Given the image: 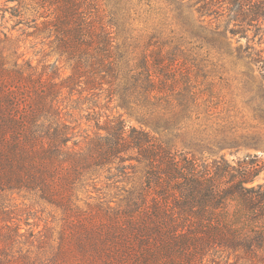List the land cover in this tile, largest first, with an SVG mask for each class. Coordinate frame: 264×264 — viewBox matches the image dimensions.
Here are the masks:
<instances>
[{"label": "trees", "instance_id": "16d2710c", "mask_svg": "<svg viewBox=\"0 0 264 264\" xmlns=\"http://www.w3.org/2000/svg\"><path fill=\"white\" fill-rule=\"evenodd\" d=\"M0 18V264H264V161L216 154L259 137L203 123L219 62L264 80V0H0ZM21 198L55 225L25 229Z\"/></svg>", "mask_w": 264, "mask_h": 264}, {"label": "rangeland", "instance_id": "374dc122", "mask_svg": "<svg viewBox=\"0 0 264 264\" xmlns=\"http://www.w3.org/2000/svg\"><path fill=\"white\" fill-rule=\"evenodd\" d=\"M7 16H9V13ZM3 25L11 27L13 21L9 20L8 22H3L0 18V30ZM19 28L22 29L23 27H17L15 30H12V32L15 35L21 33L22 30H19ZM25 36L26 35H23L22 38H25ZM25 41L24 48L28 57H32L35 63L44 58L41 53L37 55L41 45L32 47L36 42L35 39L29 37V39ZM232 41L234 42V46L245 45L247 43V38L242 37L238 42H236L235 39H232ZM262 47H264V44ZM46 60L54 61L55 58L48 57ZM224 63L220 65L219 62L216 68L217 71L214 73L215 75L213 77V85L216 94L211 98L213 101L211 112L214 111L215 114L209 118L210 120L204 121L203 123L211 126L210 135H215L220 125H230L234 128L233 130L235 133L256 135L259 137V142L262 144L258 147L251 145L240 146L239 148L225 147L217 151V156L225 155L228 161L236 163L238 160H243L248 154H258L264 161V121L258 118V113L255 109L260 102L256 97L257 83H260L264 88L263 77L258 67L253 63L249 64L250 70L244 65H234L229 58H227L226 64ZM122 112L123 109L120 107L114 109V113ZM124 117L129 124L139 125L136 119L130 118L126 114ZM173 144L182 148V144L175 140ZM205 155H209V157L213 158V154L211 153H206ZM257 182L264 183V171L261 173ZM18 202H24L26 205H22L26 208V212H30L31 214L29 219L31 225H23L25 229L30 228L37 232L40 229H44L46 225H55L54 212L50 206H46L44 203H38L34 199L21 198ZM26 216L28 215L24 214V217Z\"/></svg>", "mask_w": 264, "mask_h": 264}]
</instances>
